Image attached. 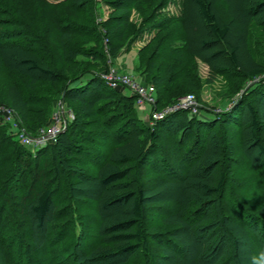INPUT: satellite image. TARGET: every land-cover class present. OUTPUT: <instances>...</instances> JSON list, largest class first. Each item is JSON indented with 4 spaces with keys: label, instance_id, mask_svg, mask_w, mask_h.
I'll return each mask as SVG.
<instances>
[{
    "label": "trees",
    "instance_id": "trees-1",
    "mask_svg": "<svg viewBox=\"0 0 264 264\" xmlns=\"http://www.w3.org/2000/svg\"><path fill=\"white\" fill-rule=\"evenodd\" d=\"M102 2L111 11L96 22L95 0H0V76L21 84L0 105L31 135L54 101L70 111L34 151L0 119V264H249L245 252L259 264L249 242L264 254V0H182L179 18L156 15L166 0ZM150 24L158 33L133 70L153 84L152 109L187 92L202 102L194 57L230 88L259 83L225 110L142 122L135 96L99 74ZM156 204L166 212L148 225Z\"/></svg>",
    "mask_w": 264,
    "mask_h": 264
},
{
    "label": "rangeland",
    "instance_id": "rangeland-1",
    "mask_svg": "<svg viewBox=\"0 0 264 264\" xmlns=\"http://www.w3.org/2000/svg\"><path fill=\"white\" fill-rule=\"evenodd\" d=\"M47 1L56 3V2H60L61 0H47ZM95 2L97 4L96 5L95 20H96V22H101L107 18L108 14L110 13L111 10L109 9V7L106 4H104L102 2V0H95ZM155 13L159 17L179 18L182 15L181 14L182 13V0H166L165 5L156 9ZM143 17L144 16L140 15V13H138V11L136 9H132L131 15H130V22L132 23L133 26L139 27V25L142 23ZM156 19H159V18L157 17ZM145 27L146 28L144 30H141L137 34V36L135 37V40H133L131 42L128 50L123 51L125 45L123 46V48L120 49L118 57H116V60H115L114 64L112 65L116 69L117 74L131 75L134 77V79L137 82H142V81H140L141 77L138 75L139 73H137L133 70V66L135 64L136 52L143 49V47L147 46L158 33V30L156 27H154V25L151 26V24H150V25H147ZM259 33H260V31H259ZM152 48H154V46ZM162 48H165V46H162ZM156 49H157L156 51L163 52L161 48H159V49L156 48ZM148 53H149V50L146 54H144L145 58L147 57ZM162 60H158L157 58H155V59H153V61H154L153 64H154V67H157L161 73L163 72L165 74V73H167V71H165V68L167 66L165 65V63L164 64L162 63ZM171 60L174 61L175 58H171L170 61ZM193 61H194V64L191 66V70H192L196 80H198V82L196 84L197 86H194V91H195V94H197L200 97V99L202 101L201 103H203V104L198 102L196 97L192 93H189V92L179 96L178 98H180L184 95H187V94L192 95L194 97V99L196 100V102L199 103V105H204L208 108H211V109H214L217 111H218V108L225 110L226 108H228L229 106H231L234 103L237 96H239V94L241 92H243L245 90V88L248 89L249 87L253 86L255 83H259V81H257L259 78H257L255 80L244 81L240 88H238L235 85L233 86V88H230V84H232V83H229L226 77H224L220 74H214V75L211 74L210 66L208 65V63L202 61L199 57H194ZM103 70L104 69L100 70V74H99L100 77H102L101 75L104 72H106ZM6 71H8V70H6ZM4 73L5 72H2L1 76H0V101L2 99L6 98V93L8 91V88H10L9 85H13V83H15L14 85H16L19 89L21 88L20 81L17 78L16 74L12 73L13 75H9V72H7L6 74H4ZM143 78H144V76H143ZM143 81H144V79H143ZM255 81H257V82H255ZM104 82L109 87H111L113 89H117L120 93H123V91H124V93L130 95L128 89H126L122 84L116 83V84H110L111 85L110 86L105 80H104ZM144 82H147V81L145 80ZM144 82H142V83H144ZM44 83L46 84V82H44ZM47 84H49V83L47 82ZM144 84H149V85L153 86L152 83H144ZM52 88H53V86H52ZM154 94H155V92H154ZM176 100H174V101H176ZM58 102L59 101H56V102L54 101V103H53L52 114H50L51 116L49 117V120L47 121L48 125L55 122V120L53 118V113L54 112L56 113V111H57L56 107L59 104ZM173 102H170L169 104H171ZM169 104H167V105H169ZM167 105H165V106H167ZM6 106L10 107L9 105H6ZM58 106H60V104ZM153 106H155V101L152 105L147 103L145 105L144 109L140 108L138 105L136 106L138 118L142 122L151 125L149 123V120H150L149 115L153 110H155V109H152ZM165 106H163L162 108H159L157 111L162 110ZM10 108H12V107H10ZM63 109L68 115L70 114L69 110H66L64 107H63ZM13 111H14V109H13ZM15 116H17L18 121L20 122L19 117L16 114V112H15ZM64 117H65V115L63 116V118ZM232 131L233 130H229L230 135H233ZM231 142L234 144L233 138L231 139ZM235 145H237L236 141H235ZM231 156L237 157L238 154L236 156V152L234 151V153L231 154ZM154 206H158V204H156ZM154 206H152L151 209L148 210L150 216L148 217L147 224L151 225L153 223L154 225L157 226V225H160V223H159L160 221H159L158 217H162L163 213L166 212V209L161 208L162 205L158 206V207H154ZM177 208H178V206H177L176 201L172 202V204H170L168 207V209L170 211H175ZM252 241L253 240H250V242H249V243H251V245H250L251 249H249V251L251 252V255L252 254L254 255L256 261H258L259 264H264L263 252L260 251L258 249L257 245H255V243H253ZM245 255L249 256V261H250L249 264H254L253 263L254 261H252L250 258V253L245 252ZM245 255H243V257H245Z\"/></svg>",
    "mask_w": 264,
    "mask_h": 264
},
{
    "label": "built area",
    "instance_id": "built-area-1",
    "mask_svg": "<svg viewBox=\"0 0 264 264\" xmlns=\"http://www.w3.org/2000/svg\"><path fill=\"white\" fill-rule=\"evenodd\" d=\"M101 76V78L109 85L116 83L122 84L128 89L130 95L135 96L136 104L142 109L145 108L147 103L152 105L155 101L154 88L152 85L137 82L131 75L117 74L116 69L113 66L109 67L108 71L104 72ZM179 109H189L192 114H198L201 111V105L196 102L192 95H184L173 103L165 106L162 110H153L149 115V123L152 125L156 120L162 119L165 115ZM64 114L65 111L63 106H58L56 113H53L55 122L39 128L35 135H31L19 125L18 118L15 116V112L12 108L6 105H0L1 121L9 123L14 129V134L19 142L31 151L56 140L57 135L65 127V119L63 118Z\"/></svg>",
    "mask_w": 264,
    "mask_h": 264
}]
</instances>
